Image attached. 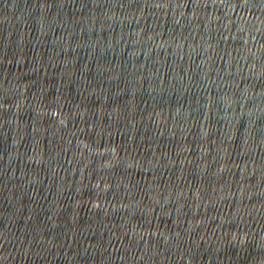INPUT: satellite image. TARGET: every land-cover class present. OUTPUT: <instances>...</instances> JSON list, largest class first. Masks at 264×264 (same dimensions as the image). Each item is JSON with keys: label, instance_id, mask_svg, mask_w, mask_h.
<instances>
[{"label": "water", "instance_id": "95a60500", "mask_svg": "<svg viewBox=\"0 0 264 264\" xmlns=\"http://www.w3.org/2000/svg\"><path fill=\"white\" fill-rule=\"evenodd\" d=\"M0 264H264V0H0Z\"/></svg>", "mask_w": 264, "mask_h": 264}]
</instances>
